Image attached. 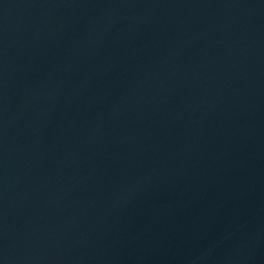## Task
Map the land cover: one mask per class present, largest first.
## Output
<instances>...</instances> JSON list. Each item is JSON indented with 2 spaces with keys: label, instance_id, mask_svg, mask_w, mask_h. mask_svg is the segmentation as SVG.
I'll return each mask as SVG.
<instances>
[{
  "label": "water",
  "instance_id": "water-1",
  "mask_svg": "<svg viewBox=\"0 0 264 264\" xmlns=\"http://www.w3.org/2000/svg\"><path fill=\"white\" fill-rule=\"evenodd\" d=\"M0 264H264V0H0Z\"/></svg>",
  "mask_w": 264,
  "mask_h": 264
}]
</instances>
